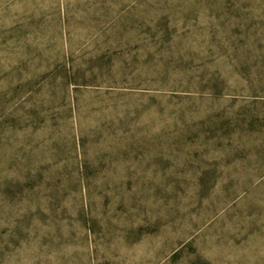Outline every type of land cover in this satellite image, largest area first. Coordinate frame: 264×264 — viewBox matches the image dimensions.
I'll return each mask as SVG.
<instances>
[{
    "label": "rangeland",
    "instance_id": "rangeland-1",
    "mask_svg": "<svg viewBox=\"0 0 264 264\" xmlns=\"http://www.w3.org/2000/svg\"><path fill=\"white\" fill-rule=\"evenodd\" d=\"M0 264H264V5L0 0Z\"/></svg>",
    "mask_w": 264,
    "mask_h": 264
},
{
    "label": "trees",
    "instance_id": "trees-1",
    "mask_svg": "<svg viewBox=\"0 0 264 264\" xmlns=\"http://www.w3.org/2000/svg\"><path fill=\"white\" fill-rule=\"evenodd\" d=\"M244 2H248L250 4H263L264 5V0H244Z\"/></svg>",
    "mask_w": 264,
    "mask_h": 264
}]
</instances>
